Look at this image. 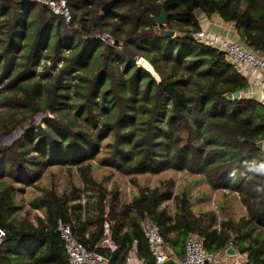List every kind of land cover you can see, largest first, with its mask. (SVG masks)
Masks as SVG:
<instances>
[{"label":"trees","instance_id":"trees-1","mask_svg":"<svg viewBox=\"0 0 264 264\" xmlns=\"http://www.w3.org/2000/svg\"><path fill=\"white\" fill-rule=\"evenodd\" d=\"M67 1L70 24L45 4L0 0V264H67L60 219L89 251L109 222L118 246L109 264H125L135 242L144 264H155L145 221L159 227L180 258L194 233L209 252L232 245L241 264H264V176L256 172L264 164V103L244 95L249 81L223 52L194 37L201 29L197 12L218 14L264 57V0H119L108 13L107 0ZM163 10L167 23L159 24ZM99 33L116 44L94 37ZM141 57L160 80L138 65ZM88 63L96 71L82 72ZM236 91L239 98L227 97ZM72 109L78 115L65 118ZM38 114L44 116L36 122ZM17 128V138L2 141ZM94 160L127 175L203 176L212 191L235 193L246 213L220 220L213 210L197 213L191 189L176 193L173 178L125 200L95 178ZM52 166L76 167L83 188L74 182L62 193L41 188L25 209L19 195L38 187ZM171 200L173 214L165 206ZM32 209L45 218L36 216L35 224Z\"/></svg>","mask_w":264,"mask_h":264},{"label":"built area","instance_id":"built-area-1","mask_svg":"<svg viewBox=\"0 0 264 264\" xmlns=\"http://www.w3.org/2000/svg\"><path fill=\"white\" fill-rule=\"evenodd\" d=\"M47 5L51 10L64 17L65 22H72V13L67 0H31ZM199 21L205 19L203 13L197 12ZM94 37L101 39L111 45H115L116 41L109 33H99ZM195 39L206 46L214 47L223 52L227 60L233 64L234 68L239 72L253 74L255 72H264V57L260 53L247 47L243 42L231 39L219 33L210 34L207 28L201 29L194 33ZM121 48V46H118ZM139 62V60L137 61ZM228 191L227 189H225ZM238 194V193H237ZM84 195L80 201L85 204ZM106 236L101 241L98 248H107L113 254L118 246L110 235V223L104 224ZM143 233L148 241L150 253L155 259V264H163L164 262L174 259L179 264H241L243 261L239 255H230L225 251L209 252L203 240L196 234L190 233L186 238L183 257H178L175 249L165 241L160 233L159 227L151 221H145L142 225ZM56 231L59 233L63 243L67 264H109V260L99 253L89 251L83 243L76 237L71 225L66 224L61 219L58 220ZM5 236V231L0 227V244ZM232 246V245H230ZM125 264H144L139 257L137 243H134L130 251L129 257Z\"/></svg>","mask_w":264,"mask_h":264},{"label":"rangeland","instance_id":"rangeland-1","mask_svg":"<svg viewBox=\"0 0 264 264\" xmlns=\"http://www.w3.org/2000/svg\"><path fill=\"white\" fill-rule=\"evenodd\" d=\"M43 62L46 61L44 60ZM43 69V64L37 68L36 79ZM96 69V65L88 63L82 69V72H92L96 71ZM76 77L77 74L75 73L71 76L73 79ZM42 80L46 81L47 79L43 78ZM70 96L69 101L74 102V94H71ZM2 112H4V110H2ZM77 115L78 113L76 112V109L64 113L65 118H70L71 120ZM43 116L44 114H38L35 117L36 122H39ZM20 134L21 129L17 128L11 137L4 136L2 141L7 144L11 139L17 138ZM92 163L94 164L93 175L95 178L99 181H103L108 188L117 187L125 200H130L135 196L139 192V188L142 186H158L163 180L173 178L175 180L174 190L176 193H179L186 188L191 189V194L194 199V210L197 213L200 212V209L213 210L217 213L219 220L224 217L238 218L240 215L246 213L245 206L242 205L235 193L233 194L229 192V190L212 191L207 185L204 177L200 175H192L186 171L179 172L173 170L165 171L160 174L127 175L114 171L109 167L100 166L97 160H94ZM71 182H74L80 189L83 188L81 176L76 167L52 166L46 170L37 185L38 187H27L25 193L19 195L18 200L20 204L25 206V209H29V206H27L28 201L30 198L41 194L39 189H50L56 186L57 190L62 193L64 190L70 189ZM226 195L232 197H226ZM83 199L86 200L85 195ZM222 205L225 207L224 209H222ZM165 206L168 207L172 214L176 210L173 200L165 203ZM31 212L32 214L42 213L41 210H32ZM24 213L25 210L20 211V215L23 216Z\"/></svg>","mask_w":264,"mask_h":264},{"label":"crops","instance_id":"crops-1","mask_svg":"<svg viewBox=\"0 0 264 264\" xmlns=\"http://www.w3.org/2000/svg\"><path fill=\"white\" fill-rule=\"evenodd\" d=\"M201 27L207 28L210 34L219 33L223 36H226L231 39L239 40V37L236 33L235 26L232 23L225 22L218 14L212 15L210 17H205V19L200 22ZM249 81V87L244 93L247 97L254 98L258 101L264 103V72H255L253 74H248L241 72ZM28 206V204H27ZM25 210V209H24ZM40 210V209H32ZM36 216L45 218V214L42 213L30 214V219L36 224ZM83 217L85 214L83 213ZM238 252L236 256H238Z\"/></svg>","mask_w":264,"mask_h":264},{"label":"water","instance_id":"water-1","mask_svg":"<svg viewBox=\"0 0 264 264\" xmlns=\"http://www.w3.org/2000/svg\"><path fill=\"white\" fill-rule=\"evenodd\" d=\"M119 0H109L107 1L103 7H102V10L104 13H108L112 10V8L117 4ZM158 23L159 24H166L167 23V15H166V11L163 10L158 18ZM166 34L169 35V36H173L174 35V31L172 29H167L166 30ZM149 65L148 66H146ZM138 65L140 67H142L143 69H145L146 71H148L149 73L153 74L158 80H160L158 74L155 72V69L154 67L152 66V64L144 57H141L139 58V62H138ZM241 96V92L240 91H236L234 93L232 92H229L227 93V97L229 99H236V98H239ZM259 147L262 148L263 147V142H259ZM97 253H99L100 255L104 256L105 258H107L108 260H110L112 254L111 252L109 251V249L107 248H98L96 250ZM226 252L230 255H235L237 254V250L234 246H229L227 249H226ZM163 264H179L178 261L174 260V259H170L166 262H164Z\"/></svg>","mask_w":264,"mask_h":264},{"label":"clouds","instance_id":"clouds-1","mask_svg":"<svg viewBox=\"0 0 264 264\" xmlns=\"http://www.w3.org/2000/svg\"><path fill=\"white\" fill-rule=\"evenodd\" d=\"M256 172H257L259 175L264 176V164L259 165V166L256 168Z\"/></svg>","mask_w":264,"mask_h":264},{"label":"bare ground","instance_id":"bare-ground-1","mask_svg":"<svg viewBox=\"0 0 264 264\" xmlns=\"http://www.w3.org/2000/svg\"><path fill=\"white\" fill-rule=\"evenodd\" d=\"M146 66H148V67H149V65H147V64H146Z\"/></svg>","mask_w":264,"mask_h":264}]
</instances>
